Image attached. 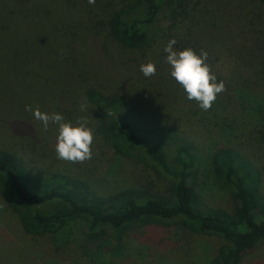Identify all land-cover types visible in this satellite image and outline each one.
Returning <instances> with one entry per match:
<instances>
[{"label": "trees", "instance_id": "1", "mask_svg": "<svg viewBox=\"0 0 264 264\" xmlns=\"http://www.w3.org/2000/svg\"><path fill=\"white\" fill-rule=\"evenodd\" d=\"M171 39L176 50L212 54L206 63L224 90L207 111L171 77L164 52ZM89 54L112 75V93L90 87L82 95L87 69L77 61ZM149 62L157 71L145 77L140 66ZM44 78L45 98L59 102L69 121L97 117L118 156L169 181L168 195L137 186L103 194L67 171L31 169L24 155L0 146V198L27 235L53 237V256L121 255L128 241L155 238L166 222L226 241L205 264H241L264 243L263 173L240 148L264 142V0H0V88L24 93ZM147 81L151 92H139ZM173 103L178 119H154ZM193 122L218 143L207 156L202 142L184 135ZM204 164L232 208L204 203ZM77 223L83 241L72 238Z\"/></svg>", "mask_w": 264, "mask_h": 264}, {"label": "rangeland", "instance_id": "2", "mask_svg": "<svg viewBox=\"0 0 264 264\" xmlns=\"http://www.w3.org/2000/svg\"><path fill=\"white\" fill-rule=\"evenodd\" d=\"M37 28L39 27L36 24ZM39 30V29H38ZM121 50V55L126 56V50ZM95 53V52H94ZM93 54V53H92ZM93 56V55H92ZM90 54L78 60L81 70L87 69L82 79L85 89L97 87L105 93H112V75L100 63H96ZM133 57V54H130ZM130 56L128 59H130ZM212 54L209 53L208 58ZM107 58L114 61L110 53ZM79 70V68H78ZM27 80L32 81V75H26ZM36 81V80H35ZM151 82L147 81L139 88V92L147 87L152 90ZM47 85L44 78L33 85L32 91L24 93L16 92L13 85L0 88V146L17 150L28 160L31 169L43 167L67 171L88 179L100 193L108 194L119 188L137 186L150 189L152 192H160L168 195L169 181L153 167L142 161H126L118 156L113 147L100 135L97 128V120L89 119L88 127L93 130L92 156L83 162H71L58 158L55 151L57 143L58 125L49 124L47 130L43 124L36 120L33 111L39 109L48 114L60 113L65 122H71L66 117V111L60 103L53 99L45 98ZM130 88V86H129ZM136 89V88H135ZM133 89V90H135ZM6 93H5V91ZM45 98V99H44ZM179 106L173 103L172 107H162L158 119H170L174 115L178 119ZM97 114V112H96ZM199 115H195L198 118ZM187 117L186 119H188ZM195 121V120H194ZM191 122V121H190ZM78 125V122H71ZM188 135L198 142H202L201 151L204 156L209 155L211 148L218 143L215 137L207 133L201 126L193 122V125L184 126ZM242 151L251 156L255 164L263 173L264 191V142L241 145ZM202 165V199L204 203L213 208L230 209L232 202L230 196L218 189L215 182L209 178L210 174ZM168 223L157 228L158 236L148 240L133 239L125 244L121 255L107 252L101 254V258H84L79 260H65L54 255L55 243L53 237L48 234L32 237L21 229L20 222L14 212L8 211L5 202L0 198V264H205L210 261L220 247L226 241L214 234H198L188 229H183L179 224ZM83 226L81 223L72 225L73 240H81ZM148 232V228H143ZM139 231L136 230L135 233ZM54 243V244H53ZM50 249V251H49ZM20 260L22 262L20 263ZM241 264H264V243L258 245L253 251L247 253Z\"/></svg>", "mask_w": 264, "mask_h": 264}, {"label": "clouds", "instance_id": "3", "mask_svg": "<svg viewBox=\"0 0 264 264\" xmlns=\"http://www.w3.org/2000/svg\"><path fill=\"white\" fill-rule=\"evenodd\" d=\"M89 3H95V0H89ZM175 44L176 40L171 39L164 48L166 61L171 69L170 75L182 86L188 100H195L201 109L207 111L217 95L224 90V84L217 82L216 76L211 73L206 63L207 52L197 54L191 48L176 50ZM140 71L145 77H151L156 74L157 69L154 63L149 62L142 64ZM33 116L43 124L45 130L50 123L58 125L55 151L59 159L83 162L91 158L94 135L86 120L73 125L65 122L60 113L48 114L39 109L33 111Z\"/></svg>", "mask_w": 264, "mask_h": 264}]
</instances>
